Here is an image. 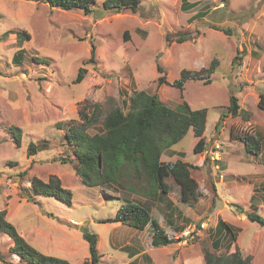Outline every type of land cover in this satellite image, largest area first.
Returning <instances> with one entry per match:
<instances>
[{
  "label": "rangeland",
  "instance_id": "374dc122",
  "mask_svg": "<svg viewBox=\"0 0 264 264\" xmlns=\"http://www.w3.org/2000/svg\"><path fill=\"white\" fill-rule=\"evenodd\" d=\"M102 1L84 13L41 0H0V209L30 244L71 264H92L81 227L97 237V264H127L132 258L125 251L135 249L150 257H138L134 264H172L178 253L186 264H205L204 248L228 254L235 246L252 254L254 264H264V225L248 221L245 214L255 206L264 217V192H253L264 187V110L257 106L259 94H264V0H188L192 5L187 11L181 0H140L136 12L105 11ZM205 10L204 16L188 21ZM178 35L185 39L177 41ZM238 49L243 52L241 63L232 65ZM213 58L218 65L209 82L188 79L182 90L170 84L182 68L199 70ZM80 67L85 71L76 82ZM162 75L166 82L159 84ZM135 90L156 93L173 107L184 100L192 109L207 108L203 151H193L197 137L189 130L161 156L197 166L191 168L198 182L196 201L181 202L171 176L165 197L147 198L144 175L136 177L130 162L121 166V186H104V191L84 185L72 163L64 162L75 157L65 131L80 122L85 97L101 104L104 114L114 106L126 110L124 102L129 103ZM231 94L237 97V115L227 111ZM16 128L19 135L13 133ZM101 131L100 122L86 128L88 135ZM239 133L259 136L260 153L246 152ZM29 142L35 144V154H27ZM50 175L58 176L71 192L69 201L31 192L33 176L47 180ZM123 199L148 206L156 217L168 202L167 211L189 216L195 228L186 242L179 235L176 243L152 246L150 237H138L127 225L102 222ZM218 218L239 230L234 242L225 238L215 249ZM12 245L0 232V264H25L12 253Z\"/></svg>",
  "mask_w": 264,
  "mask_h": 264
},
{
  "label": "trees",
  "instance_id": "16d2710c",
  "mask_svg": "<svg viewBox=\"0 0 264 264\" xmlns=\"http://www.w3.org/2000/svg\"><path fill=\"white\" fill-rule=\"evenodd\" d=\"M41 1L47 3L50 7H57L63 10L81 9L84 13H89L91 6L96 2V0ZM222 1L227 2V0ZM139 3L140 0H103L101 5L105 11L129 9L132 12H136ZM191 5V2L188 0H181L183 11L189 10ZM205 14L206 10L198 11L190 16L188 21L202 17ZM222 30L226 34L229 33L228 29ZM184 39L185 37L181 35H178L176 38L179 42H182ZM94 49V44H91L90 61L94 60ZM242 53V50H237L232 58V65L241 63ZM14 59L19 61V54H16ZM33 59H37V57L34 56ZM217 65L218 59L213 58L207 67H202L199 70L182 68L179 77L171 81L170 84L182 90L185 81L188 79L203 78L205 82H209V76ZM157 68L162 70L161 66H157ZM262 68L264 69V63ZM84 71L83 67L78 69L76 82L82 79ZM163 82H166L165 76H159L158 83ZM108 100H112V98L109 97ZM82 104L83 107L78 111L80 122L75 126H69L65 131L66 145L73 147L72 150L75 157H68L64 162L68 161L72 163L75 173L80 177L84 185L97 189V191H104V186L120 187L122 183L120 181L121 166L124 162H130L134 167L133 170L136 177L139 174L144 175L148 186L145 193L147 198L161 200L165 197L170 191L167 177L171 176L179 185V199L181 202L191 203L197 200L196 190L198 182L191 174V168L197 166L181 158H176L174 161L162 160L161 156L167 148L177 143L189 130H192L194 136L197 137L193 145V151L195 153L203 151L206 143L203 134L207 108L192 109L184 100L178 107H173L163 102L156 93L150 94L145 90H135L133 92L129 103L124 102L126 110L114 106L102 114L101 104L97 102L92 103L87 97L82 101ZM257 106L264 110L263 93L259 94ZM227 111L231 115L239 114V104L234 94L229 96V108ZM100 113L102 119L99 121ZM225 115L226 113H222L221 116L224 117ZM220 121V119L217 121L216 128H218ZM97 122H100L102 131L88 135L86 128L96 125ZM13 133L19 135V128H16V131H13ZM237 138L243 142L246 152L260 153L263 140L259 136L251 133H242L240 135L239 133ZM16 141L20 143L19 138H16ZM26 151L29 155L35 154V144L29 142ZM29 187L34 195L54 196L63 201H69L68 198L71 195V192L62 186L60 178L56 175H50L47 180L33 176L30 179ZM259 190L264 192V187L256 188L254 193ZM115 199H117V196ZM237 207V210L243 212L241 206L238 205ZM253 209L254 211L245 213L247 220L264 225V217L257 213L255 206ZM174 214L170 212V216H174ZM102 222H121L124 225L140 230L147 223H150L153 227L152 246H165L173 241V238L168 236L157 220L151 218L150 210L147 206L130 201L129 199H123L115 214L105 218ZM233 226L218 218L215 232L218 235L220 233L222 237L219 235L214 240L217 247L223 242L222 238H227L232 242L235 241L239 228ZM0 232L10 237L13 241V245L11 246L12 253L19 260L24 261L25 264H71L64 257L43 253L30 244L19 234L15 225L6 218L5 209H0ZM82 237L88 242L90 263L97 264L98 251L95 233L86 231L82 234ZM214 241H212V244L216 249ZM203 252L205 264H252L253 260L252 254H244L237 246H235L233 252L228 254H214L206 248L203 249ZM131 254L133 255L134 253ZM82 264H89V261L84 260ZM131 264H134V262Z\"/></svg>",
  "mask_w": 264,
  "mask_h": 264
},
{
  "label": "crops",
  "instance_id": "0c3cea01",
  "mask_svg": "<svg viewBox=\"0 0 264 264\" xmlns=\"http://www.w3.org/2000/svg\"><path fill=\"white\" fill-rule=\"evenodd\" d=\"M165 205L167 206L168 203L165 204ZM166 206L165 207H161V211L159 212L158 217H156V215L153 214V211L151 210V208H149L148 206L147 207L150 210L151 218L157 220V222L159 223V225L165 230V232L168 234V236L172 237L173 240H175V243L179 239V235L181 237H184V238H180V239L183 240L184 242H186L185 241V237L187 236V234L190 231H193L194 230L195 224L192 223V219L189 218V216H186V215H183L182 214V216L179 217L180 213H178V212L174 214V220H178V222L171 220L170 219V217H171L170 216V211H167V209H166L167 207ZM164 210H166V211L164 212ZM161 215H163L165 217V222H163L161 220V218L159 217ZM127 227H129V226H127ZM129 228H132V227H129ZM132 229H134V232H135V234H137L138 237L139 236H144V237H147V238L148 237L151 238L152 237V234H153V227H152V225L150 223H147L144 226V228L141 229V230L140 229H135V228H132ZM219 235L222 237V235L220 233H219ZM219 235H217L214 238V240ZM223 240H224V238H222V241ZM139 241H140V239H139ZM215 243H216V241H214V245L217 247V244H215ZM221 244H223V242L220 243V245ZM166 246L167 245L162 246V247H166ZM122 249H126V246H123ZM230 249H231V247H230ZM182 250H181V253H182ZM231 251L233 252V250H230L229 252L231 253ZM125 252L130 257V259L132 258L130 262H134V263H135V261H136V259L138 257H141V258H143L145 256L150 257L149 254L146 251L142 250V249H135V250H132V251H125ZM131 253H134V254L132 255ZM145 253H147V254H145ZM178 255H179V259L177 261ZM172 259H173V263L172 264H178V263H180V264H186V261H187V259L184 258V257L180 258V254L179 253L177 255H175V257H172ZM152 264H155V263H152ZM168 264H171V263H168ZM252 264H254V256H253Z\"/></svg>",
  "mask_w": 264,
  "mask_h": 264
},
{
  "label": "clouds",
  "instance_id": "9594fccd",
  "mask_svg": "<svg viewBox=\"0 0 264 264\" xmlns=\"http://www.w3.org/2000/svg\"><path fill=\"white\" fill-rule=\"evenodd\" d=\"M74 221V222H73ZM72 222L73 223H77V222H75V220H72ZM120 224H122L121 222H119ZM202 223V222H201ZM205 223V222H204ZM124 225V224H123ZM129 227H131V226H129ZM133 228V227H132ZM86 229V228H85ZM136 229V228H135ZM87 231V230H86ZM128 264V263H127Z\"/></svg>",
  "mask_w": 264,
  "mask_h": 264
},
{
  "label": "water",
  "instance_id": "95a60500",
  "mask_svg": "<svg viewBox=\"0 0 264 264\" xmlns=\"http://www.w3.org/2000/svg\"><path fill=\"white\" fill-rule=\"evenodd\" d=\"M81 230H82L83 233L86 232V229L84 227H81Z\"/></svg>",
  "mask_w": 264,
  "mask_h": 264
},
{
  "label": "built area",
  "instance_id": "2783aa9c",
  "mask_svg": "<svg viewBox=\"0 0 264 264\" xmlns=\"http://www.w3.org/2000/svg\"><path fill=\"white\" fill-rule=\"evenodd\" d=\"M73 222H74V221H73ZM201 224H202V225H204L205 223H204V222H202Z\"/></svg>",
  "mask_w": 264,
  "mask_h": 264
}]
</instances>
